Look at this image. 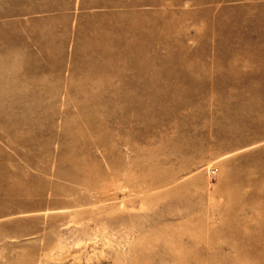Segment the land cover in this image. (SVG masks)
<instances>
[{
  "label": "rangeland",
  "instance_id": "374dc122",
  "mask_svg": "<svg viewBox=\"0 0 264 264\" xmlns=\"http://www.w3.org/2000/svg\"><path fill=\"white\" fill-rule=\"evenodd\" d=\"M0 264H264V0H0Z\"/></svg>",
  "mask_w": 264,
  "mask_h": 264
},
{
  "label": "built area",
  "instance_id": "2783aa9c",
  "mask_svg": "<svg viewBox=\"0 0 264 264\" xmlns=\"http://www.w3.org/2000/svg\"><path fill=\"white\" fill-rule=\"evenodd\" d=\"M211 172H212V174H215L216 169H215V168H212V169H211Z\"/></svg>",
  "mask_w": 264,
  "mask_h": 264
}]
</instances>
